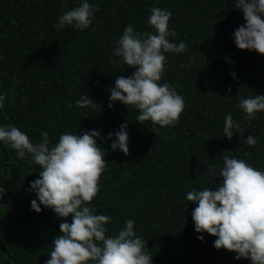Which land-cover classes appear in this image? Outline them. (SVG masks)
<instances>
[{"label":"trees","instance_id":"1","mask_svg":"<svg viewBox=\"0 0 264 264\" xmlns=\"http://www.w3.org/2000/svg\"><path fill=\"white\" fill-rule=\"evenodd\" d=\"M81 2L0 0V95L7 97L0 126L15 124L34 142L48 131L53 143L62 133L102 130L105 139L97 142L107 165L92 205L96 214L112 218L107 236L134 220L153 264H252L236 260L234 252L217 250V237L197 233L192 219L197 205L186 199L193 189L217 187L222 178L210 176L207 166H223L220 156L227 151L264 171V112L249 128L236 107L241 98L264 95V55L234 43V31L245 23L243 13L234 0H88L99 6L95 32L58 31V17ZM151 7L172 12L169 27L177 33L172 39L187 45L182 55L166 54L160 83L178 85L186 104L179 123L166 128L150 121L141 125L138 110L121 102L108 107V89L116 78L135 71L113 54L116 41L129 24L141 33L154 31L147 24ZM190 56L196 58L193 67L180 68ZM82 94L102 110L77 107ZM228 113L241 123L231 141L223 133ZM123 123L129 125L128 155L113 151L108 139ZM249 135L256 136L255 147L242 143ZM40 170L0 141V185L7 189L0 199V264H46L54 237L62 234L63 221L51 209L41 205L37 213L31 207L37 197L30 186ZM65 219L71 222V217Z\"/></svg>","mask_w":264,"mask_h":264},{"label":"clouds","instance_id":"2","mask_svg":"<svg viewBox=\"0 0 264 264\" xmlns=\"http://www.w3.org/2000/svg\"><path fill=\"white\" fill-rule=\"evenodd\" d=\"M233 3L245 20L234 31L235 45L240 50L264 55V0H234ZM98 8V5L82 0L78 6L63 12L54 27L58 31L71 27L95 32L93 20ZM148 11L147 24L154 31L141 33L129 24L116 41L113 54L135 71L131 76L116 78L115 85L108 89V107L113 108L116 102H121L129 110H138L136 122L141 125L150 121L166 128L179 123L186 107L183 96L176 90L178 85L160 83L168 63L166 54L182 55L187 52V45L172 39L177 33L169 27L171 11L160 7H151ZM195 60L190 56L189 63L181 62L180 68L193 67ZM231 75L235 77V73ZM227 91L230 94L232 89ZM6 99L0 95V108L4 107ZM75 103L80 108H99L100 111L103 107L87 94H82ZM236 107L251 128L257 114L264 112V95L241 98ZM128 127V123H123L119 131L108 133V139L113 141V151L129 154ZM234 129L240 132L241 123L228 113L224 118L223 133L229 141L234 137ZM98 139H105L102 130H87L82 135L62 133L53 143L49 132L43 131L41 139L34 142L15 124L0 126V141L14 150L19 159L41 168L39 178L30 186V191L37 197L31 201L32 209L40 213L43 205L63 221L59 225L62 234L54 237L46 264H153L147 242L136 234L134 220H126L116 235L107 236L106 225L112 218L96 214L92 205L100 192V177L107 165ZM242 143L252 148L257 144V138L249 135ZM228 152L220 156L223 166H207L210 176L222 178L217 187L193 189L186 195L188 202L197 205L192 211L195 231L217 237L214 247L236 253V260L264 264V171L244 159L226 154ZM6 193L7 189L0 185V199ZM68 217L71 222L65 219ZM198 239L204 241V236L200 235Z\"/></svg>","mask_w":264,"mask_h":264}]
</instances>
